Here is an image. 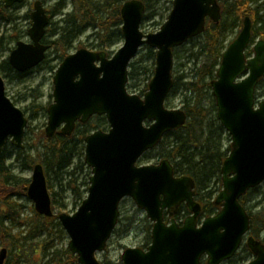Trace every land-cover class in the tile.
Instances as JSON below:
<instances>
[{"label": "water", "instance_id": "1", "mask_svg": "<svg viewBox=\"0 0 264 264\" xmlns=\"http://www.w3.org/2000/svg\"><path fill=\"white\" fill-rule=\"evenodd\" d=\"M24 0H3L11 7ZM122 45L111 57L104 50L78 48L58 65L53 76V101L47 107L45 135H70L76 122L103 115L108 129H97L85 139L84 163L90 168L87 194L73 213L52 209L45 171L41 163L32 167L25 188L35 212L57 217L66 232L68 250L79 264H103L96 253L106 248L117 225L119 204L129 197L152 222L146 249L128 247L120 255L122 264H220L234 256L250 227V218L239 199L264 182V97L256 99L258 82L264 78V39L246 50L252 37V22L243 18L238 34L221 54L215 78L210 81L216 117L230 136V150L220 166L221 189L213 205L218 211L200 220L201 205L194 200L191 176H175L168 158L139 165L142 155L162 137L186 122L181 108H168L165 100L173 86V49L205 30L206 20L218 24V0H173L160 28L143 32L142 0H126L120 10ZM28 42L17 41L8 62L17 72L41 63L50 45L43 43L49 17L40 0L33 3ZM154 49V71L141 96L129 93L128 66L141 46ZM28 119L6 94L0 74V154L10 143L23 147ZM184 203L190 214L179 224L172 218ZM170 216L169 223L163 214ZM200 220V221H199ZM246 245L253 258L246 264H264V243L252 235ZM7 249L0 250L4 264Z\"/></svg>", "mask_w": 264, "mask_h": 264}, {"label": "trees", "instance_id": "2", "mask_svg": "<svg viewBox=\"0 0 264 264\" xmlns=\"http://www.w3.org/2000/svg\"><path fill=\"white\" fill-rule=\"evenodd\" d=\"M66 1H69L70 11L62 13L60 22L53 28H50L51 23H49L43 39L44 43L50 45L55 55L52 60H59L55 68L67 55L73 42L87 29L93 31L91 37L95 41L94 48L104 50L110 55L111 47L122 38L119 10L126 0H57L49 11L50 18L66 7ZM142 1L145 5L144 20H147L149 5L153 0ZM168 3L167 12L171 8L172 0ZM219 3L222 12L219 23L207 21L205 30L185 43L189 44L187 47L183 44L173 49L174 58L179 48H182L186 61L180 64L185 68L180 73L172 71L173 86L170 94H179L180 108L185 112L187 120L182 127L166 133L153 149L143 155L146 158H168L172 161L176 173L190 175L196 183L198 198L203 203L204 215H210L216 210L212 199L221 187L220 166L230 147L228 145L223 148L225 131L216 117V105L211 93L210 81L215 78L221 54L226 47L228 31L239 28L245 15H248L252 21L251 41L256 38L264 39V12H261L264 10V0H219ZM18 6L19 4H15L6 8L0 5V12L4 13L1 19L6 23L14 21L17 16L8 11ZM26 16L28 17V14ZM144 48L145 53L129 64L128 81L140 76H147L146 80H150L153 74L155 51L147 46ZM251 53L252 49L248 48L246 55L249 56ZM187 65L189 67H186ZM0 71L8 73L14 71L16 77L22 75L10 66L8 59L0 62ZM169 96L165 104L169 102ZM255 96L258 99L264 96V78L258 82ZM39 108L47 109L43 106ZM93 123L95 128H108L104 116H100L98 121ZM28 127L25 136L28 133ZM90 129L91 123H88L80 125L71 136L56 133L52 138H47L42 130L38 135V138L42 139V154L33 157L22 152L23 148H21L15 155L14 162L19 164L20 172L32 169L36 162L42 164L51 195L52 208L56 213L60 212L56 210L62 208V203L56 200L57 193L53 191V178L70 168H72L69 172L71 176L74 175L75 168H87L83 162L84 137ZM76 156L79 162L74 164ZM6 159L5 147H3L0 154V245L7 249L8 256L12 255V261H6L5 264H73L76 256L71 252H67L68 257L62 262L54 251L51 259L43 263L45 246L42 247L41 243H38L39 247H33L31 251L21 246V242L36 237L43 231L49 233V229H53L54 226L59 227L60 222L57 217L46 219L34 211L28 234H22L21 231L12 234L11 227L5 225V220H9L11 224L12 222L18 225L23 224L22 219L19 218L22 205L17 199L26 197L25 188L29 182V179L14 172L18 166L6 164ZM87 170L89 171L88 168ZM67 186L73 197L81 202L86 195L88 181L77 183L76 178L71 177ZM81 186L85 187L82 189ZM251 196H260V199L253 204H248ZM239 201L250 218L249 234L259 238L260 234L264 233V191H260L259 187L251 188L240 197ZM126 221L120 219L117 223L121 226L119 229L121 232L128 226ZM150 231L151 229L146 236L145 248L150 242ZM243 249H248L246 244ZM36 254H39V257H36ZM247 254L251 255L249 249ZM202 264H205L204 261Z\"/></svg>", "mask_w": 264, "mask_h": 264}, {"label": "rangeland", "instance_id": "3", "mask_svg": "<svg viewBox=\"0 0 264 264\" xmlns=\"http://www.w3.org/2000/svg\"><path fill=\"white\" fill-rule=\"evenodd\" d=\"M34 0H26L22 4H20L16 9L8 11L9 13H13L17 18L11 23L4 22L1 17L4 15L3 12H0V62L8 59L11 50L15 47L17 41L21 40L24 42L29 41L28 37V29L31 26V20L27 14H30L32 10V3ZM57 0H44V7L47 11L55 5ZM169 0H153L149 5L148 14L149 18L144 20L141 24V29L144 32H155L159 29L160 25L164 22L169 12H167V8L169 6ZM0 5H3V0H0ZM69 1H66V7L63 10H60L58 14H55L50 18L51 26L53 28L55 24L59 23L62 18V13L70 11ZM171 9V8H170ZM261 12H264L262 10ZM49 27V26H48ZM242 25L239 28H234L232 31H228L227 33V45L240 31ZM92 30L87 29L83 34H81L72 44V47L68 50V53H73L76 49L80 47H85L90 50H95L94 44L95 41L91 37ZM259 39V38H256ZM255 39V40H256ZM261 39V38H260ZM251 41L248 48H252L253 43ZM123 43V38L119 39L116 44L111 47L112 55ZM189 44H185L184 47H187ZM147 46V45H144ZM142 46L138 51L137 55L134 59L139 58L143 55L146 49ZM148 47V46H147ZM55 58V55L52 49H49L44 62L40 63L33 69L25 71L22 73L21 77H16L15 72H2L0 74L4 78L5 83V91L6 94L13 100V102L21 108L25 116L29 119L28 124V133L24 137L23 140V150L22 152L27 153L30 156L37 157V155L42 154V139L38 138L39 133L44 130L47 123V110H41L39 108L41 106L48 107V105L53 101V76L56 71L55 65L58 63V59L52 60ZM47 61V63H46ZM186 61V55H184L182 48L176 52L173 58V72L184 70V67H181L180 64ZM186 67H189L188 65ZM188 71V69L186 70ZM147 76H140L138 78H134L129 80L127 83V90L129 93L137 94L142 96L146 91V85L149 80H146ZM39 106V107H37ZM168 108H180V96L179 94L169 96V102L166 104ZM95 129V128H94ZM105 130L107 128H104ZM93 130V129H90ZM223 148L230 145V136L225 132L223 135ZM79 146V145H78ZM79 148V147H77ZM18 148L14 147L11 144H7L5 146V156L6 164H12L16 167L15 173L19 174L21 177L29 179L31 177V169L22 170L20 172L19 164L14 162L15 155L18 152ZM159 161L158 158L151 157H141L138 161L139 164L146 163H155ZM78 161V156L74 159V164ZM84 162V160H83ZM85 164V163H84ZM74 166V165H72ZM86 166V164H85ZM87 167V166H86ZM88 168V167H87ZM87 168H75L74 175H69V170H65L61 172L58 176L53 178L52 185L53 191L57 193L56 200L58 203H62V208L57 209L56 211H63L67 213H73L77 207L79 206V200L75 199L68 188V182L70 178H76L77 183H81L82 181H88V177L91 174L90 168L89 171ZM180 174V173H178ZM85 186H81L83 189ZM260 191H264V182H262L259 186ZM63 188V190H61ZM253 197V196H251ZM249 198L248 204H253L260 199V196ZM18 203L22 205L20 210L19 218L22 219L23 224L18 225L9 220H5V225L11 227V233H16L21 231L22 234H28V229L30 227V220L32 218V213L34 212L33 203L27 198L23 197L17 199ZM264 204V202H263ZM119 219L127 220V227L121 232V226L117 224L115 231L107 242L106 248L96 253V257L102 263L108 264H122L120 255L125 248L128 247H140L145 248L144 244L146 242V236L148 230L151 229V222L146 217L144 211L138 209L133 200L129 197L123 199L119 205ZM129 222V223H128ZM119 230V231H118ZM118 231V232H117ZM259 239L264 241V233H261ZM68 236L64 229L60 226H54L53 229H49V233L43 231L41 234L36 237H31L27 241L21 242V246L24 247L27 251H31L33 247L38 248L40 246H45V256L43 259V263L49 261L52 257V252L56 251L57 256L60 261L64 262L67 259L68 250ZM245 245L242 242L238 251L235 255L226 261H223L220 264H245L247 261L252 259V254L249 256L247 254V250L243 249ZM0 245V249H1ZM43 252V253H44ZM36 257H39V254H36ZM8 262L12 261V255L7 257ZM22 264V263H20ZM73 264H79L77 260Z\"/></svg>", "mask_w": 264, "mask_h": 264}, {"label": "flooded vegetation", "instance_id": "4", "mask_svg": "<svg viewBox=\"0 0 264 264\" xmlns=\"http://www.w3.org/2000/svg\"><path fill=\"white\" fill-rule=\"evenodd\" d=\"M24 1H26V0H24ZM23 1V2H24ZM36 0H34L33 1V3L35 2ZM41 1V3H42V5L44 6V0H40ZM22 2V3H23ZM22 3H20V4H22ZM33 3H32V10H33ZM19 4V5H20ZM15 5V4H14ZM45 8V7H44ZM31 10V11H32ZM46 12H47V15H49V11H47L46 10ZM28 15H30V14H28ZM45 35H46V33H45ZM45 35H44V37H45ZM85 48V47H84ZM49 49H51V47L49 48ZM48 49V50H49ZM88 49V48H87ZM77 50V49H76ZM75 50V51H76ZM90 50V49H89ZM94 51H98V50H94ZM48 52V51H47ZM47 52H46V54H47ZM68 54H70V53H67V55ZM66 55V56H67ZM65 56V57H66ZM64 57V58H65ZM45 58H46V55H45ZM45 58H44V60H45ZM63 58V59H64ZM62 59V60H63ZM43 60V61H44ZM60 64V63H59ZM58 64V65H59ZM58 67V66H57ZM57 67H56V69H57ZM100 116H103V115H93V116H91L90 117V119L88 120V121H86V122H84V123H80V122H76V126H75V129H74V131L72 132V134H70V135H64V136H71V135H73L75 132H76V130L78 129V127L80 126V125H84V124H88V123H91V129H93V130H90L86 135H85V137L89 134V133H91L92 131H94V130H97V129H102V128H95V125H94V123L93 122H95V121H98V118L100 117ZM95 128V129H94ZM102 130H104V129H102ZM56 133H60V132H56ZM55 133V134H56ZM54 134V135H55ZM53 135V136H54ZM63 135V134H62ZM52 136V137H53ZM51 137V138H52ZM85 137H84V139H85ZM84 146H85V142H84ZM227 156V155H226ZM161 159H163V158H161ZM161 159H159V160H161ZM171 162V164H172V161H170ZM222 164V163H221ZM172 166H173V164H172ZM173 170H174V167H173ZM174 175L175 176H180V175H185V174H178V173H176L175 171H174ZM188 176H190V175H188ZM194 180V179H193ZM195 182V181H194ZM194 191H195V195H194V200L195 201H197L198 203H200V205H201V209H203V203H202V201H200V199L198 198V194H197V186H196V183H195V189H194ZM218 192V191H217ZM216 192V193H217ZM216 195V194H215ZM214 195V196H215ZM213 199H214V197H213ZM213 199H212V203H213ZM214 207H216V206H214ZM183 208H185V210H181V209H183ZM216 210H215V212L214 213H212V214H210V215H213V214H215L217 211H218V207H216L215 208ZM190 214V212H189V210H188V208L186 207V205L184 204V203H182V204H180V206L178 207V209L174 212V214H173V216H172V218H174L175 220H176V222H178L179 224L184 220V218L187 216V215H189ZM206 216H209V215H204L203 214V212H201V216H200V220L201 219H203L204 217H206ZM163 217H164V221L166 222V223H169V221H170V216H169V214L165 211L164 212V214H163ZM199 220V221H200ZM249 235H251V234H249V232L244 236V240H242V242H244L245 244H246V237L247 236H249ZM254 237V236H253ZM254 238H256V237H254ZM256 239H259V238H256ZM262 242H264L263 240H261ZM242 242H241V244H242ZM241 244H240V246H241ZM247 246V245H246ZM248 248V247H247ZM249 249V248H248ZM250 251V250H249ZM251 252V251H250ZM7 257H8V251H7V256H6V259H5V261H4V264H5V262H6V260H7ZM231 259V258H230Z\"/></svg>", "mask_w": 264, "mask_h": 264}]
</instances>
